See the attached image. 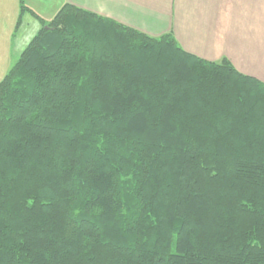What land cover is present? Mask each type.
<instances>
[{
  "label": "trees",
  "instance_id": "obj_1",
  "mask_svg": "<svg viewBox=\"0 0 264 264\" xmlns=\"http://www.w3.org/2000/svg\"><path fill=\"white\" fill-rule=\"evenodd\" d=\"M0 80V264H264V82L64 4Z\"/></svg>",
  "mask_w": 264,
  "mask_h": 264
},
{
  "label": "crops",
  "instance_id": "obj_2",
  "mask_svg": "<svg viewBox=\"0 0 264 264\" xmlns=\"http://www.w3.org/2000/svg\"><path fill=\"white\" fill-rule=\"evenodd\" d=\"M66 3L150 36L171 33L185 51L213 62L225 58L239 72L264 82V0H24L45 21ZM19 11V1L0 0V42L5 45L0 50V74H6L16 61L14 57L18 58L24 48L15 50L10 44L22 18L30 17L28 24H34L35 28L30 37H24L25 45L40 28L29 11L23 13L16 28ZM14 13L17 14L14 20L7 18ZM6 24H13L15 32L10 34L7 30L8 38L2 32ZM5 60L11 62L8 69H4Z\"/></svg>",
  "mask_w": 264,
  "mask_h": 264
},
{
  "label": "rangeland",
  "instance_id": "obj_3",
  "mask_svg": "<svg viewBox=\"0 0 264 264\" xmlns=\"http://www.w3.org/2000/svg\"><path fill=\"white\" fill-rule=\"evenodd\" d=\"M16 1V3L19 1V0H15ZM7 9H8V7H7ZM16 16H17V14H11V15H7V18L9 17H13L12 19L14 20V18H16ZM29 20H30V17H28L27 15L26 16H24L23 18H22V23H21V26H20V28L18 29V31L15 33V32H13V29H14V26H13V24H10L9 26L6 24V26H4L5 27V30H4V28H3V30H2V32L4 31V32H6V37L8 38L9 36H7V30H9V31H11L10 32V34H13V33H15V36H14V39H13V37H12V35H11V37H10V39H13L14 41L13 42H10V44H13V48H15V50L16 49H18L19 47H20V49H22V47H24V45H25V43L26 42H24L25 41V39H24V37L26 38V37H30V35H31V33L34 31V29L35 28H33V26H34V24L32 25V24H28V22H29ZM9 27V28H8ZM13 27V28H12ZM3 32V33H4ZM9 34V33H8ZM5 37V35L3 36V38ZM7 45H8V42H7ZM6 45V46H7ZM4 42H0V50L1 51H3V49L2 48H4ZM17 58H16V56L14 57V59H13V61H15ZM12 61V62H13ZM9 65H11V62H8V61H6L5 60V62H4V69H8V67H9ZM6 71V70H5ZM4 73L5 72H3L2 74H0V78L4 75Z\"/></svg>",
  "mask_w": 264,
  "mask_h": 264
}]
</instances>
